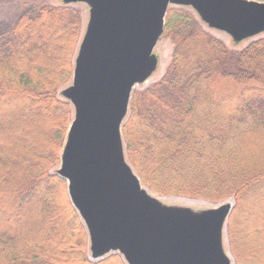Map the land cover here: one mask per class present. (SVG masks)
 I'll list each match as a JSON object with an SVG mask.
<instances>
[{"label":"trees","instance_id":"trees-1","mask_svg":"<svg viewBox=\"0 0 264 264\" xmlns=\"http://www.w3.org/2000/svg\"><path fill=\"white\" fill-rule=\"evenodd\" d=\"M83 25L79 5L35 4L0 33V264H125L118 254L89 260L85 228L55 174L72 121L58 92ZM161 37L170 60L131 95L126 160L160 198L232 199L234 264H264V38L230 48L179 7L168 8Z\"/></svg>","mask_w":264,"mask_h":264},{"label":"water","instance_id":"water-1","mask_svg":"<svg viewBox=\"0 0 264 264\" xmlns=\"http://www.w3.org/2000/svg\"><path fill=\"white\" fill-rule=\"evenodd\" d=\"M87 9L70 83L72 108L59 166L88 238L92 262L118 254L125 264H233L224 248L232 204L197 209L167 204L146 189L124 154L121 127L135 87L157 69L154 47L170 7L188 8L234 44L264 33L255 0H61Z\"/></svg>","mask_w":264,"mask_h":264},{"label":"rangeland","instance_id":"rangeland-1","mask_svg":"<svg viewBox=\"0 0 264 264\" xmlns=\"http://www.w3.org/2000/svg\"><path fill=\"white\" fill-rule=\"evenodd\" d=\"M35 4H47V5L58 6V5H61L62 3H61V0H0V33L3 32L8 27V25L13 24L16 21V19L20 16V14H22L25 11L30 10L31 7L35 6ZM79 7L83 10V24H84L83 25V31H84V26H85V22H86V18H87V9L83 5H79ZM202 26L204 27V29L209 31L216 38L220 39L222 42H224L230 48L241 49L245 45H247L249 42H251L255 39L264 38V33H263V34H260L259 36L255 37V38L249 39L247 41H243L239 44H234L233 41L230 39V37L227 36L226 34L218 32V31L209 30L204 25H202ZM83 31H82V34H83ZM171 51H172L171 42L168 39L161 37L158 40L156 46L154 47V51H153V53L157 57V61H158L156 71L148 79V81L145 82L142 86L135 87L133 92L138 91V90H142L143 88L150 86L152 83H154L160 79V77L163 75L164 70H165V68H166V66L170 60ZM69 83L70 82H68L66 85H64L59 90V92H58L59 96H60V91L63 90ZM124 154H125V152H124ZM56 169H55V171H56ZM161 199H163L165 201V203H167V204L182 205V206H187V207L197 208V209L210 208L212 206H216L218 204L225 203L227 201H229L233 205L232 199H227L224 202H221L218 204H210L208 202H204L201 200H194V199H187V198H180V197H169V198H161ZM224 248H225L226 253L231 257L232 262L234 264L235 263L234 258L232 256L230 250H229L228 240L226 238V231H225V237H224ZM251 248H253L255 251L259 250L258 252H260V250H261L260 247L255 245V244H251L250 249ZM246 251L248 253H255L254 251H251L248 249H246Z\"/></svg>","mask_w":264,"mask_h":264}]
</instances>
